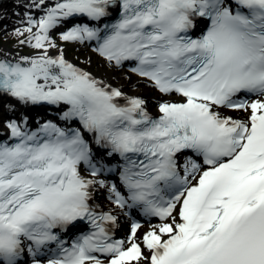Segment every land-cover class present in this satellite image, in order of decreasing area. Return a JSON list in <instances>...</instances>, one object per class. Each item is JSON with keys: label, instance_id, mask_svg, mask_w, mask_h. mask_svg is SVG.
I'll return each instance as SVG.
<instances>
[{"label": "snow or ice", "instance_id": "6c2138e0", "mask_svg": "<svg viewBox=\"0 0 264 264\" xmlns=\"http://www.w3.org/2000/svg\"><path fill=\"white\" fill-rule=\"evenodd\" d=\"M16 7L33 54L0 48V264H264V0Z\"/></svg>", "mask_w": 264, "mask_h": 264}, {"label": "rangeland", "instance_id": "374dc122", "mask_svg": "<svg viewBox=\"0 0 264 264\" xmlns=\"http://www.w3.org/2000/svg\"><path fill=\"white\" fill-rule=\"evenodd\" d=\"M12 29L13 28H9V30H7L8 34H6L5 31L0 30V47H7L14 52H18L20 55L33 54V50L26 46L18 47L16 38L10 35ZM56 39L58 41L59 46L65 49L67 58L75 60L78 64L94 72V74H96L99 77L107 78L108 75L112 73L111 70L106 69L105 67H102L104 62L94 52H92V50L89 49L88 46L71 44V43L65 44L64 42L58 40V36L56 37ZM112 83L117 85L113 81ZM140 84L143 85L142 82H140ZM124 90L128 92L131 91L133 92V94L135 93L134 88H128ZM151 92H152L151 94H153L154 96L157 95L155 92L153 91ZM143 96L149 98L146 95H143ZM150 110L156 113L154 103L151 100H150Z\"/></svg>", "mask_w": 264, "mask_h": 264}, {"label": "bare ground", "instance_id": "6f19581e", "mask_svg": "<svg viewBox=\"0 0 264 264\" xmlns=\"http://www.w3.org/2000/svg\"><path fill=\"white\" fill-rule=\"evenodd\" d=\"M19 2H22V0L21 1L16 0V1L11 2L10 4L0 6V14H2L3 17H6V18L0 19V23L2 22V24H5L7 21L12 26L18 24V18L16 16H14L13 13L16 11H20V12L24 11L23 8L18 9L16 7V4ZM0 48H5V49H8L9 51L15 53L14 51H12L11 49H9L7 47H0ZM126 75H127L126 73H121V72H115L114 73V72H112L111 74L108 75V77H112V81L115 82L118 86H121L124 89L134 88L135 94L146 95L149 97V99L151 101H153V103H155L156 96L151 94L152 93L151 90L144 88L142 84H140V86L138 88L134 87L138 83L137 78L132 77L131 78L132 83L129 84L127 82V80L125 79ZM0 130H2V129H0ZM145 227H147V225H145Z\"/></svg>", "mask_w": 264, "mask_h": 264}]
</instances>
